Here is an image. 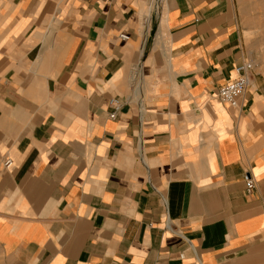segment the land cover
<instances>
[{
	"label": "crops",
	"instance_id": "0c3cea01",
	"mask_svg": "<svg viewBox=\"0 0 264 264\" xmlns=\"http://www.w3.org/2000/svg\"><path fill=\"white\" fill-rule=\"evenodd\" d=\"M249 58L240 0H0L6 261L264 264L257 74L217 99Z\"/></svg>",
	"mask_w": 264,
	"mask_h": 264
},
{
	"label": "rangeland",
	"instance_id": "374dc122",
	"mask_svg": "<svg viewBox=\"0 0 264 264\" xmlns=\"http://www.w3.org/2000/svg\"><path fill=\"white\" fill-rule=\"evenodd\" d=\"M241 1V27L249 60L264 94V0ZM264 122V115L262 118ZM0 264H9L0 252Z\"/></svg>",
	"mask_w": 264,
	"mask_h": 264
},
{
	"label": "built area",
	"instance_id": "2783aa9c",
	"mask_svg": "<svg viewBox=\"0 0 264 264\" xmlns=\"http://www.w3.org/2000/svg\"><path fill=\"white\" fill-rule=\"evenodd\" d=\"M120 39L122 41H128L129 36L128 35H121ZM254 70V64L250 61H246L239 65L236 68V74L237 78L233 80L232 82H229L222 87L219 88L217 93V99L226 105H230L232 107L238 106V99L243 97L251 83V74ZM112 106H114V113L110 115V118L115 119L117 116V112L119 108L121 107L120 102L118 100H112L110 102ZM6 168L12 167V162L8 160L5 163ZM246 181V188L250 192L253 189V179L250 175L245 177Z\"/></svg>",
	"mask_w": 264,
	"mask_h": 264
}]
</instances>
